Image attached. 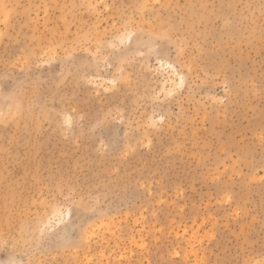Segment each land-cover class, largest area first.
Here are the masks:
<instances>
[{"label":"rangeland","instance_id":"obj_1","mask_svg":"<svg viewBox=\"0 0 264 264\" xmlns=\"http://www.w3.org/2000/svg\"><path fill=\"white\" fill-rule=\"evenodd\" d=\"M9 260L264 264V0H0Z\"/></svg>","mask_w":264,"mask_h":264},{"label":"snow or ice","instance_id":"obj_2","mask_svg":"<svg viewBox=\"0 0 264 264\" xmlns=\"http://www.w3.org/2000/svg\"><path fill=\"white\" fill-rule=\"evenodd\" d=\"M131 37H132V34L129 33L128 36H127V39L130 40ZM182 83H183V80H181V84H182ZM169 95H172V93H169ZM68 124H69V127H70V126H71L70 122H68ZM65 216H67V217L70 218V216H71V211L69 210L66 214H64V213L61 214V218H60V221H59L60 223H65V222H67L66 219H65ZM43 234H44V229H41V235H43ZM7 264H16V262H15V261H12V260H9V261L7 262Z\"/></svg>","mask_w":264,"mask_h":264},{"label":"bare ground","instance_id":"obj_3","mask_svg":"<svg viewBox=\"0 0 264 264\" xmlns=\"http://www.w3.org/2000/svg\"><path fill=\"white\" fill-rule=\"evenodd\" d=\"M182 78V77H181Z\"/></svg>","mask_w":264,"mask_h":264}]
</instances>
